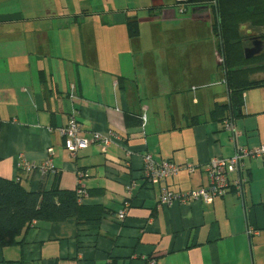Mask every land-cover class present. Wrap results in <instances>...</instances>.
<instances>
[{
	"label": "crops",
	"instance_id": "1",
	"mask_svg": "<svg viewBox=\"0 0 264 264\" xmlns=\"http://www.w3.org/2000/svg\"><path fill=\"white\" fill-rule=\"evenodd\" d=\"M175 1L0 0V178L32 192L81 180L88 195L87 222H33L0 264H264V155L244 157L210 203H157L163 188L207 187L212 158L264 146V86L243 92L233 132L212 120L229 96L213 14ZM71 115L90 142L74 158L60 134ZM93 134H112L109 146ZM49 149L55 174L18 171L19 156L38 164ZM146 155L182 169L150 185Z\"/></svg>",
	"mask_w": 264,
	"mask_h": 264
},
{
	"label": "trees",
	"instance_id": "2",
	"mask_svg": "<svg viewBox=\"0 0 264 264\" xmlns=\"http://www.w3.org/2000/svg\"><path fill=\"white\" fill-rule=\"evenodd\" d=\"M186 4L211 8L212 31L218 40L217 53L229 96L227 104L215 106L210 117L216 122L231 120L242 108L243 92L264 86V0H186ZM128 28L130 37L138 36L137 21L128 22ZM255 40L261 42L262 51L245 59L243 45ZM255 74L263 78L252 79ZM82 206L77 203L76 189L53 187L47 192H32L18 177L13 181L0 178V249L21 244V236L33 222H87L80 221Z\"/></svg>",
	"mask_w": 264,
	"mask_h": 264
},
{
	"label": "built area",
	"instance_id": "3",
	"mask_svg": "<svg viewBox=\"0 0 264 264\" xmlns=\"http://www.w3.org/2000/svg\"><path fill=\"white\" fill-rule=\"evenodd\" d=\"M176 4H185L186 0H176ZM182 7L180 6V13H182ZM217 60L221 63V57L217 53ZM223 128L231 132L234 131L233 123L231 120H225L223 122ZM60 134L63 138V146L68 155L72 158L76 157L78 153L84 151L90 145V142L82 137V128L79 121L74 115H71L67 121V124L60 130ZM112 134L103 136L100 134H93L91 143L100 144L101 149L105 150L111 142ZM53 152L51 149L47 151V157L42 163L31 164L25 161L22 156L18 157L17 169L19 172L31 173L37 172L41 175L55 174L56 168L52 159ZM264 155V146L256 149L247 150L244 148H237L235 154L227 159L215 157L212 158L206 165L205 171L208 177V185L205 188L197 190H191L185 193L176 194L169 191L166 188L161 189L158 196L157 203L161 206H171L173 203L190 204L192 202H205L210 203L215 197H223L231 188L230 175L238 173L242 166V160L244 157H261ZM143 178L148 184L154 185L163 182L164 180L175 176L181 169L170 161H161L159 163L152 160L149 155L144 157ZM188 172L193 171V166H183ZM233 186L236 193L240 196L242 194V181L238 179ZM77 203L82 204L87 198V191L82 185L81 180L77 181L76 186ZM124 208L117 214L119 221L124 220L126 209L129 207V203L123 204ZM248 234H256L251 231ZM150 264H155L150 262Z\"/></svg>",
	"mask_w": 264,
	"mask_h": 264
},
{
	"label": "water",
	"instance_id": "4",
	"mask_svg": "<svg viewBox=\"0 0 264 264\" xmlns=\"http://www.w3.org/2000/svg\"><path fill=\"white\" fill-rule=\"evenodd\" d=\"M263 49V46L260 41L255 40L252 42V45L250 48H245L244 49V57L245 59H251L255 55L259 54Z\"/></svg>",
	"mask_w": 264,
	"mask_h": 264
},
{
	"label": "rangeland",
	"instance_id": "5",
	"mask_svg": "<svg viewBox=\"0 0 264 264\" xmlns=\"http://www.w3.org/2000/svg\"><path fill=\"white\" fill-rule=\"evenodd\" d=\"M243 34H244V33H243ZM244 35H245V34H244ZM244 35H243V36H244ZM243 46L246 47V48H248V47L250 48V47H251L248 43H247V44H244ZM219 56H220V55H219ZM216 59H217V56H216ZM221 60H222V59H221ZM217 62H218L220 65H221V63H222V62L220 63L218 60H217ZM221 67H222V66H221ZM258 77H263V75H262V74H255V75H253L251 78H252V79H256V78H258Z\"/></svg>",
	"mask_w": 264,
	"mask_h": 264
},
{
	"label": "flooded vegetation",
	"instance_id": "6",
	"mask_svg": "<svg viewBox=\"0 0 264 264\" xmlns=\"http://www.w3.org/2000/svg\"><path fill=\"white\" fill-rule=\"evenodd\" d=\"M252 44L250 43V46H251Z\"/></svg>",
	"mask_w": 264,
	"mask_h": 264
}]
</instances>
